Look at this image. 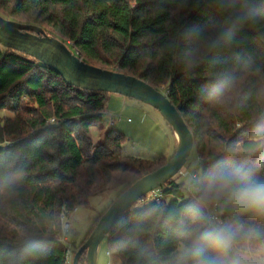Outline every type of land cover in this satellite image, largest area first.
<instances>
[{
    "label": "trees",
    "instance_id": "obj_1",
    "mask_svg": "<svg viewBox=\"0 0 264 264\" xmlns=\"http://www.w3.org/2000/svg\"><path fill=\"white\" fill-rule=\"evenodd\" d=\"M242 5L249 17L209 49ZM0 16L41 28L86 64L160 90L192 133L198 174L262 154L252 133L264 123V0H232L228 11L219 0H0ZM107 95L70 87L0 46V264H68L61 213L94 194L116 191L117 199L166 164L127 156L128 140L114 130L90 150ZM176 177L158 189V202L133 206L105 237L121 264H179L192 197ZM212 211L226 218L224 207Z\"/></svg>",
    "mask_w": 264,
    "mask_h": 264
},
{
    "label": "clouds",
    "instance_id": "obj_2",
    "mask_svg": "<svg viewBox=\"0 0 264 264\" xmlns=\"http://www.w3.org/2000/svg\"><path fill=\"white\" fill-rule=\"evenodd\" d=\"M219 2L223 11L232 4ZM248 17L247 6L242 5L231 28L208 42L209 49L229 38ZM252 135L262 153L255 163L217 162L189 180L192 199L185 209L187 222L181 225L187 243L178 250L179 264H264V123L257 124ZM220 207L226 209V218L213 213Z\"/></svg>",
    "mask_w": 264,
    "mask_h": 264
},
{
    "label": "water",
    "instance_id": "obj_3",
    "mask_svg": "<svg viewBox=\"0 0 264 264\" xmlns=\"http://www.w3.org/2000/svg\"><path fill=\"white\" fill-rule=\"evenodd\" d=\"M0 46L36 60L70 87L143 103L157 111L173 131L176 138L173 157L156 171L140 178L112 202L72 260V264H79L81 256L85 254L86 264H95L97 248L117 220L147 194L162 188L183 168L193 150L192 133L178 109L160 90L135 77L86 64L61 41L45 34L37 26L6 20L0 16Z\"/></svg>",
    "mask_w": 264,
    "mask_h": 264
},
{
    "label": "rangeland",
    "instance_id": "obj_4",
    "mask_svg": "<svg viewBox=\"0 0 264 264\" xmlns=\"http://www.w3.org/2000/svg\"><path fill=\"white\" fill-rule=\"evenodd\" d=\"M1 114L10 116L8 112ZM110 130L122 133L128 140L122 148L127 156L143 160L164 158L168 162L176 151V138L173 131L159 113L151 107L129 98L107 95L101 121L89 129L92 152L103 142ZM197 163V157L192 151L182 169L189 174H198ZM177 176L176 182L183 184L184 188L188 190L189 180ZM115 195L116 191L94 194L86 205L67 214L69 229L66 236L63 234L64 224H61V231L62 241L69 248L68 264H72L74 253H76L75 248H79L87 240L97 216L107 210L116 200ZM187 195L192 197L189 192ZM146 203L148 202L140 200L135 206L144 207ZM180 247L181 245L174 253L175 258H179ZM79 264H85V261L80 260ZM95 264H121L109 247L106 238L97 248Z\"/></svg>",
    "mask_w": 264,
    "mask_h": 264
},
{
    "label": "built area",
    "instance_id": "obj_5",
    "mask_svg": "<svg viewBox=\"0 0 264 264\" xmlns=\"http://www.w3.org/2000/svg\"><path fill=\"white\" fill-rule=\"evenodd\" d=\"M49 123H53V120H50ZM177 175H179L181 178L183 179H187L190 180L193 176H196V173H192L189 174L187 171H184L183 169H181ZM187 189L189 190L188 186ZM161 199V195L159 193V190L153 191L149 194H147L144 198L141 199V201H146V202H150V201H156L158 202ZM216 215V213H214ZM217 216V215H216ZM60 221L62 223L63 226V234L66 236V233L68 232L69 229V223L67 221V214L62 212L60 215Z\"/></svg>",
    "mask_w": 264,
    "mask_h": 264
}]
</instances>
